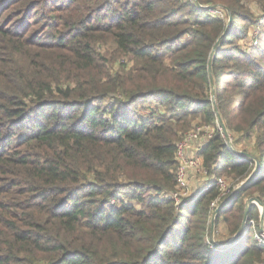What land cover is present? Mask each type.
I'll use <instances>...</instances> for the list:
<instances>
[{
  "label": "trees",
  "instance_id": "trees-1",
  "mask_svg": "<svg viewBox=\"0 0 264 264\" xmlns=\"http://www.w3.org/2000/svg\"><path fill=\"white\" fill-rule=\"evenodd\" d=\"M261 22L264 0H0V264H264L257 203L233 243L211 234L224 201L230 236L249 198L264 209V45L235 43ZM198 116L253 139L254 159L217 128L209 180L177 203Z\"/></svg>",
  "mask_w": 264,
  "mask_h": 264
},
{
  "label": "built area",
  "instance_id": "built-area-1",
  "mask_svg": "<svg viewBox=\"0 0 264 264\" xmlns=\"http://www.w3.org/2000/svg\"><path fill=\"white\" fill-rule=\"evenodd\" d=\"M214 14L224 17V13L220 10H213ZM220 129L219 123L216 125H196L186 136L178 143L176 159L178 162L177 168V191L174 193V198L177 203L183 202L192 193L190 188V174L193 172H201L203 169V157L200 154L201 146ZM222 131V130H221ZM221 191V197H224L229 192V187L223 179H217L215 183ZM211 185L207 184L205 188ZM218 202L215 201V203ZM215 203L213 205H215ZM254 221H252L253 223ZM256 242L264 246V230L255 233Z\"/></svg>",
  "mask_w": 264,
  "mask_h": 264
},
{
  "label": "rangeland",
  "instance_id": "rangeland-1",
  "mask_svg": "<svg viewBox=\"0 0 264 264\" xmlns=\"http://www.w3.org/2000/svg\"><path fill=\"white\" fill-rule=\"evenodd\" d=\"M250 8L252 9V11H255L257 9L253 5H251ZM257 13H259V12H256V15H257ZM256 15H254V20L261 18V16L257 15L258 16L257 17ZM261 23H262V25H261ZM261 23L251 25L249 35H247L243 38H236L235 43L239 44L240 47L244 51H247V52H250L251 50H253L254 47H258L260 45L259 42H262L260 46L264 45V26H263L264 22H261ZM39 31H38V33H39ZM260 37H261V39H260ZM107 47H108V49L106 51H104V53H106V55H108V57H110V59H112V63H115V67L117 68L119 66V64L122 63L120 61L121 59H118L117 56H111L114 49H115L113 45H111L109 43V45ZM259 59L261 60L260 57H259ZM229 81L232 82V81H234V79H229ZM196 123H197V125H207L201 116L197 117ZM216 123H219L218 119L216 120ZM229 136H230L231 142L233 143V147L230 146L228 139L225 136L224 137L226 139V143L234 152L239 153V154H242L244 152L251 154V152L253 151V143H254L253 139H249L247 141L244 140L242 143L237 144V143H235L234 137L230 131H229ZM204 172L205 171L195 173L197 175V176H195L196 182L199 181L201 177L206 176ZM221 179H223L226 182V185L230 189L229 192L225 196L230 194V192L232 190H234V189L236 190L238 188V186L245 180V179H238V178H233V177H228V176H223V177H221ZM192 187H193V179L191 178L190 179L191 190H192ZM260 209L262 212L261 206H260ZM252 224L254 226L255 222H253ZM259 225H260V229L256 230L255 233L256 232L258 233L262 229L264 230V223H263V225L261 224V219H260ZM211 226H212V224H211ZM211 234H212V239L216 240L217 243L218 242L220 243L221 241H224V240H228L229 238L232 237V236L228 235L227 230L225 228H223L222 226L220 228H218V230H216V227H214V232L212 233V231H211Z\"/></svg>",
  "mask_w": 264,
  "mask_h": 264
},
{
  "label": "water",
  "instance_id": "water-1",
  "mask_svg": "<svg viewBox=\"0 0 264 264\" xmlns=\"http://www.w3.org/2000/svg\"><path fill=\"white\" fill-rule=\"evenodd\" d=\"M211 8H216L215 6H211ZM232 21V17L230 15V19H229V23ZM216 48V47H215ZM215 53V49L213 50L212 54H211V57L214 55ZM218 122H219V126L223 132V135L228 139L229 141V144L231 147H233V143L231 142L230 140V136H229V130L227 129L224 121L222 120V118L220 116H218ZM242 154H245L246 156L250 157V158H253L254 157L252 156V154H249V153H242ZM258 167H259V164L257 163L256 165V168L255 170L238 186V188L235 190V193L244 189L248 184L249 182L252 180V178L254 177V175L256 174L257 170H258ZM226 201H224L217 209L216 211L214 212V215H213V221H212V226H211V231L212 233L214 232V227H215V219L219 213V210L221 208V206L225 203ZM252 203H257L259 204V206L262 207V204L261 202L257 199V198H250L248 200V207H247V210H246V213H245V217H244V220H243V224L240 228V230L234 235L232 236L231 238H229L227 241H224V243H217L218 246H226V245H229L231 243H233L236 239H238V237L242 234L243 230H244V227L246 225V222H247V219H248V212H249V206L252 204ZM264 223V209L262 207V215H261V224L263 225Z\"/></svg>",
  "mask_w": 264,
  "mask_h": 264
},
{
  "label": "crops",
  "instance_id": "crops-1",
  "mask_svg": "<svg viewBox=\"0 0 264 264\" xmlns=\"http://www.w3.org/2000/svg\"><path fill=\"white\" fill-rule=\"evenodd\" d=\"M196 172H193V174L191 173L190 174V179L192 178L193 179V187H192V192L193 193H197V191L203 187V185L209 180L207 176H203L200 178L199 181L196 182V177L197 176L195 174ZM195 174V175H194ZM199 176V175H198ZM201 176V175H200Z\"/></svg>",
  "mask_w": 264,
  "mask_h": 264
}]
</instances>
